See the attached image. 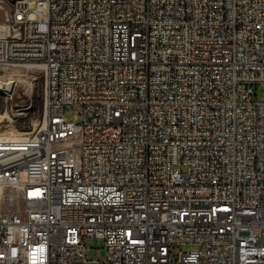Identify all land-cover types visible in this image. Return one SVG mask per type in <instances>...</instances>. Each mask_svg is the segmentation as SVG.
<instances>
[{
    "label": "built area",
    "instance_id": "2783aa9c",
    "mask_svg": "<svg viewBox=\"0 0 264 264\" xmlns=\"http://www.w3.org/2000/svg\"><path fill=\"white\" fill-rule=\"evenodd\" d=\"M0 7L49 101L0 132V264H264V0Z\"/></svg>",
    "mask_w": 264,
    "mask_h": 264
},
{
    "label": "rangeland",
    "instance_id": "374dc122",
    "mask_svg": "<svg viewBox=\"0 0 264 264\" xmlns=\"http://www.w3.org/2000/svg\"><path fill=\"white\" fill-rule=\"evenodd\" d=\"M4 7L8 3H4ZM3 21V9L0 7V23ZM1 28V25H0ZM29 65V66H28ZM0 79L14 80V88L9 93L0 92V113L7 112L11 119L0 121V132L6 135L28 134L39 128L44 119V78L38 65L32 63H15L2 65L0 61ZM17 80V81H16ZM259 88L258 91H260ZM65 116L73 118L72 112L66 110ZM7 193L13 195L10 189ZM2 198L0 209L13 206L17 197ZM261 243H264L262 231ZM86 256L88 259L104 260L107 255L104 238L88 236L85 240ZM190 246H181L177 249L187 250Z\"/></svg>",
    "mask_w": 264,
    "mask_h": 264
},
{
    "label": "bare ground",
    "instance_id": "6f19581e",
    "mask_svg": "<svg viewBox=\"0 0 264 264\" xmlns=\"http://www.w3.org/2000/svg\"><path fill=\"white\" fill-rule=\"evenodd\" d=\"M43 78H44V83H46V73H43ZM13 88H14V80L0 79V92L1 93H5V94L9 93L13 90ZM44 102H45L44 108H49V101H44ZM3 119H11L10 114H8L7 112L0 113V121H3ZM2 198L4 197L3 195H1V187H0V203H1Z\"/></svg>",
    "mask_w": 264,
    "mask_h": 264
}]
</instances>
